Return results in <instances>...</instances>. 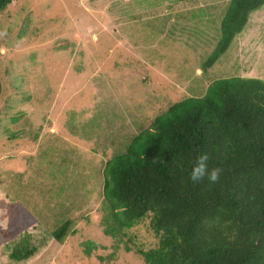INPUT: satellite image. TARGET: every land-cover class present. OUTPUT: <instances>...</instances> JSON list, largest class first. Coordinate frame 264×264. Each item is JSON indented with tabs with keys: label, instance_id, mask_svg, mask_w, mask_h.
<instances>
[{
	"label": "rangeland",
	"instance_id": "374dc122",
	"mask_svg": "<svg viewBox=\"0 0 264 264\" xmlns=\"http://www.w3.org/2000/svg\"><path fill=\"white\" fill-rule=\"evenodd\" d=\"M229 1L13 0L0 11V228L13 231L7 241L0 237V264H144L122 247L106 260L114 245L100 226L102 169L121 139L88 144L85 130L68 117L97 94L120 110L128 138L138 131L133 121L148 125L173 102L203 95L215 79L264 80V5L216 62L201 69L220 39ZM56 144L99 165L95 178L63 184L54 195L59 205L53 203ZM64 204L76 211L77 232L59 243L49 234L68 218ZM25 234L39 250L22 263L9 253ZM128 234L136 247L155 241L144 227ZM87 240L100 245L89 255Z\"/></svg>",
	"mask_w": 264,
	"mask_h": 264
},
{
	"label": "trees",
	"instance_id": "16d2710c",
	"mask_svg": "<svg viewBox=\"0 0 264 264\" xmlns=\"http://www.w3.org/2000/svg\"><path fill=\"white\" fill-rule=\"evenodd\" d=\"M12 1L0 0V11ZM263 5L264 0L229 1L219 28L220 39L202 63L203 71L228 49L250 14ZM11 63L9 60V67ZM4 91L0 78V99ZM25 93L28 98L26 88ZM123 122L121 117L122 129ZM133 123L138 131L119 138L102 169L100 226L114 245L106 260L113 259L122 247L144 264H264V80L241 76L215 79L203 95L173 102L148 125ZM108 124L99 114L80 122L85 141L112 138ZM57 145L53 146L57 151L53 203L59 205L55 192L64 188L63 184L72 188L82 179L95 178L92 171L99 174V165L94 158L65 152ZM203 154L208 156L209 171L221 169L215 183L207 175L197 182L189 179L193 164ZM60 155L66 157L64 162ZM59 170L70 173V181L61 177ZM18 191L17 197L23 193ZM60 206L69 210L68 218L50 231L49 238L63 243L77 232L78 216L68 205ZM138 227L155 239L152 247L131 243L128 231ZM12 234L11 228H0L3 240ZM30 240L25 234L12 242L9 258L22 263L32 259L39 249ZM82 244L87 255L100 246L90 240Z\"/></svg>",
	"mask_w": 264,
	"mask_h": 264
},
{
	"label": "crops",
	"instance_id": "0c3cea01",
	"mask_svg": "<svg viewBox=\"0 0 264 264\" xmlns=\"http://www.w3.org/2000/svg\"><path fill=\"white\" fill-rule=\"evenodd\" d=\"M87 98H88V96H87ZM108 100L109 99H105L104 97H100L97 94H94L92 96V99H89V101L86 100V102H87L86 106H83L81 110L75 111L76 114L70 113L68 120H70L71 123H73V121H75L77 123V125L79 126L78 128H81L80 122H86L93 115L99 114L100 120L102 122H105V123H110L108 125L110 127H112L111 141L117 140L119 138L126 139L127 138L126 135H124L123 133H120L122 135L119 134V132L122 131V128L119 126L120 118L123 116L120 113V110L116 107V105H114L113 103H109ZM82 129H84V128H82ZM115 131H116V134H115ZM73 135L79 136L78 134H73ZM80 141L82 142L81 138H80ZM83 141H85V139ZM85 142L88 143L87 141H85ZM116 147H117V145L114 148H116ZM113 153H114V151H113ZM113 153H112V155H113Z\"/></svg>",
	"mask_w": 264,
	"mask_h": 264
},
{
	"label": "clouds",
	"instance_id": "9594fccd",
	"mask_svg": "<svg viewBox=\"0 0 264 264\" xmlns=\"http://www.w3.org/2000/svg\"><path fill=\"white\" fill-rule=\"evenodd\" d=\"M208 156L203 154L196 159L193 164L189 179L193 182L202 180L205 175L208 176L210 182L215 183L219 180L221 169L213 168L210 171L207 168Z\"/></svg>",
	"mask_w": 264,
	"mask_h": 264
}]
</instances>
